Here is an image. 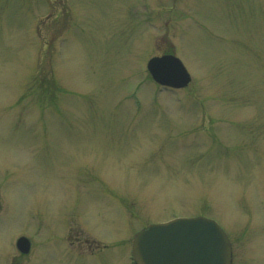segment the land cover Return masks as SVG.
Returning a JSON list of instances; mask_svg holds the SVG:
<instances>
[{
    "label": "rangeland",
    "instance_id": "1",
    "mask_svg": "<svg viewBox=\"0 0 264 264\" xmlns=\"http://www.w3.org/2000/svg\"><path fill=\"white\" fill-rule=\"evenodd\" d=\"M0 199V264H133L192 216L264 264V0H0Z\"/></svg>",
    "mask_w": 264,
    "mask_h": 264
},
{
    "label": "water",
    "instance_id": "2",
    "mask_svg": "<svg viewBox=\"0 0 264 264\" xmlns=\"http://www.w3.org/2000/svg\"><path fill=\"white\" fill-rule=\"evenodd\" d=\"M148 69L163 86L184 88L192 80L184 63L174 55L152 58ZM17 246L29 253L31 241L22 236ZM133 255L137 264H233L227 233L217 221L204 216L149 225L134 236Z\"/></svg>",
    "mask_w": 264,
    "mask_h": 264
}]
</instances>
